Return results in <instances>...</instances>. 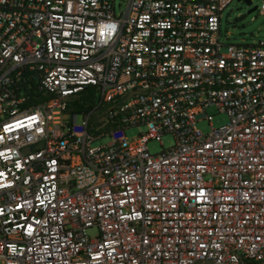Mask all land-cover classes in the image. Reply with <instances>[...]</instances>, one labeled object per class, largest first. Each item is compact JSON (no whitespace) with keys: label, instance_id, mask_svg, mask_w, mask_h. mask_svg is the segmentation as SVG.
Returning a JSON list of instances; mask_svg holds the SVG:
<instances>
[{"label":"built area","instance_id":"built-area-1","mask_svg":"<svg viewBox=\"0 0 264 264\" xmlns=\"http://www.w3.org/2000/svg\"><path fill=\"white\" fill-rule=\"evenodd\" d=\"M235 1L0 0V264H264V41L222 43Z\"/></svg>","mask_w":264,"mask_h":264},{"label":"rangeland","instance_id":"rangeland-1","mask_svg":"<svg viewBox=\"0 0 264 264\" xmlns=\"http://www.w3.org/2000/svg\"><path fill=\"white\" fill-rule=\"evenodd\" d=\"M128 0H116L117 14L121 13L119 5L125 9ZM252 5L247 6L246 3L241 0H236L223 12L221 22V41L224 44H248L253 45L259 41H264V14L261 13L264 0H251ZM257 7L252 13H248L249 10ZM208 120L206 117L197 121V128L204 134L211 132L210 123L214 128H220L228 123V117L225 113H221L216 107H210L207 110ZM140 132H147L145 127L131 128L127 130V136L134 138L140 134ZM108 142L104 139L101 143ZM100 142L94 143V146L100 145ZM175 145V139L172 135H166L163 137V146L165 149H169ZM149 151L152 155H156L162 152L163 147L161 143L152 140L148 144ZM97 231L91 229L88 231L89 235H95Z\"/></svg>","mask_w":264,"mask_h":264},{"label":"water","instance_id":"water-1","mask_svg":"<svg viewBox=\"0 0 264 264\" xmlns=\"http://www.w3.org/2000/svg\"><path fill=\"white\" fill-rule=\"evenodd\" d=\"M244 2L246 3L247 6H251V5H252L251 0H244ZM255 10H257V7H255V8H253V9L249 10L248 13L250 14V13L254 12Z\"/></svg>","mask_w":264,"mask_h":264},{"label":"flooded vegetation","instance_id":"flooded-vegetation-1","mask_svg":"<svg viewBox=\"0 0 264 264\" xmlns=\"http://www.w3.org/2000/svg\"><path fill=\"white\" fill-rule=\"evenodd\" d=\"M241 1H243V0H241Z\"/></svg>","mask_w":264,"mask_h":264}]
</instances>
